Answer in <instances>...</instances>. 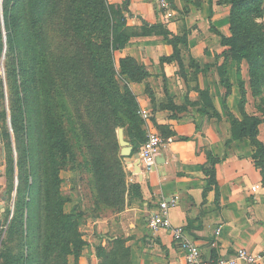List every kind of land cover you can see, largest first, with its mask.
Here are the masks:
<instances>
[{
  "label": "trees",
  "instance_id": "obj_1",
  "mask_svg": "<svg viewBox=\"0 0 264 264\" xmlns=\"http://www.w3.org/2000/svg\"><path fill=\"white\" fill-rule=\"evenodd\" d=\"M217 2L231 7L230 36L217 32L222 45L227 47L217 55L219 76L222 84L230 90L228 69L233 61L237 62L242 93L240 109L243 119L230 114L232 137L227 145L249 137L257 147L253 157L264 174V145L258 139L264 118L245 111L246 90L240 72V64L247 61L252 93L264 103V0ZM128 5V0L123 9L111 6L108 0H2L9 66V110L2 105L5 94L0 79V104L3 106L0 109V130L7 147L8 174L11 178L15 172L19 174L15 212L7 232L14 237L20 234L27 252L14 255L0 251L1 264H80L86 246L80 229L86 220V211L76 207L67 212L65 205L72 198L62 191V168L69 161L77 162V169L81 167L62 121V112L68 109L62 102L57 103L54 97L57 75L66 81L64 67L77 75L74 91L84 93L85 99H89V103L84 104V100L76 101L70 95L74 99L78 125L88 151L87 165L94 176L95 191L105 204L103 209L110 207L114 212L121 211L126 205L127 193L129 197L132 193L135 196L141 193L140 184L127 187L118 129H125L133 153H137L147 135L142 128L139 103L129 84L144 81L150 73L145 65L131 56L117 62L115 52L124 49L134 36L162 35L175 49L172 56L162 58V61H177L183 68L179 45L187 48L188 36L175 35L162 23H146L139 30L129 28L124 13ZM3 51L1 26L0 56ZM12 60L13 68L10 67ZM149 95L155 110L184 109L171 99L162 101L152 90ZM199 95L193 105H201L199 111L203 115L220 118L209 92L200 90ZM258 109L264 113L261 105ZM8 124L12 125L13 131ZM209 160L214 166L220 159L209 155ZM205 173L210 184L217 183L213 167L205 168ZM13 191L11 182L10 202ZM90 211L94 217L102 213L98 206ZM7 215L9 219L10 209ZM107 239L108 247L102 243L97 246L100 264H131L125 240Z\"/></svg>",
  "mask_w": 264,
  "mask_h": 264
},
{
  "label": "crops",
  "instance_id": "obj_2",
  "mask_svg": "<svg viewBox=\"0 0 264 264\" xmlns=\"http://www.w3.org/2000/svg\"><path fill=\"white\" fill-rule=\"evenodd\" d=\"M126 1L111 0L121 7ZM128 3L124 13L129 27L138 30L146 23H162L173 34L188 36L187 48L179 45L183 68L177 61H162L175 50L162 35L134 36L124 49L116 51L118 60L134 57L150 73L144 81L129 84L140 109L151 114L147 121L141 117L146 135L157 131L172 141L162 150L154 171L143 175V180L135 173L134 166L142 145L137 153L132 151L131 156H124L123 165L130 182L140 184L141 193L139 196L132 193L121 211L104 210L99 217L92 216L90 210L86 212V220L80 227L86 241L80 264H100L97 246L102 243L108 247L107 237L125 240L131 264H187L186 251L170 230L148 227L149 217L159 213L164 204L169 207L172 224L184 227L205 256L228 258L238 248L264 254V174L253 157L257 147L249 137L227 145L232 137L230 114L243 119L239 64L233 61L229 65L230 90L222 84L217 64V55L227 48L217 32L230 36L231 7L217 0H171L173 16L168 19L156 7L155 0H128ZM240 72L246 90L245 111L264 118V113L254 104L247 61L240 64ZM150 90L162 101L171 99L184 109L155 110ZM200 90L209 92L220 118L203 115L199 111L201 105H193L200 98ZM258 139L264 145V124L259 127ZM14 154L17 162L16 150ZM209 155L220 160L213 166ZM211 167L215 170L216 184H210L205 173V168ZM7 168V147L0 130L2 234L8 228V219L4 217L11 207L10 185L15 184L16 178L19 183L18 172L11 178ZM253 187H257L256 191ZM219 228L221 232L216 236ZM214 240H217L216 247L211 245ZM257 264H264V259Z\"/></svg>",
  "mask_w": 264,
  "mask_h": 264
},
{
  "label": "rangeland",
  "instance_id": "obj_3",
  "mask_svg": "<svg viewBox=\"0 0 264 264\" xmlns=\"http://www.w3.org/2000/svg\"><path fill=\"white\" fill-rule=\"evenodd\" d=\"M108 3L111 4V6H113L115 8H119V7L121 8L120 5H117L116 3H112L111 0H108ZM122 9H123V7H122ZM1 26L3 29L2 21L0 20V27ZM129 28L134 30V28H132V27H129ZM135 30H137V29H135ZM6 42H7V38H6ZM3 43H4V51L2 52V55L0 56V79L3 80L4 88L2 90L4 91L5 99L3 101L0 100V102L2 101L3 102L2 105L5 106V108L7 110H9L8 109L9 108V101L7 98L8 92H9L8 86H7V71H8L7 68L9 66H7V60H6L7 43H6V48H5L4 30H3ZM4 53H5V55H4ZM115 58H116V60H118L116 52H115ZM13 63H14L13 60L10 61V67L11 68L14 67ZM84 69H85V67L82 70H84ZM64 75L66 76L65 82L61 80L60 75H57V77H56L57 78L56 79L57 85H56V89L54 90V97H55L57 103L62 102L65 105V107L68 109L67 111L62 112V114L64 115L62 121L66 127V130H67L69 137L72 140V145H73V149L75 152L76 161H79L81 163L80 169H77L78 163L75 161H69V163L66 164L61 170V176L65 177V183L62 184V191L65 194L72 196L71 197L72 201L68 202L65 205V210L67 212H71L74 208L78 207L80 211H83V212L86 211L87 212V211L91 210V208L93 209V208L98 206V207H100L101 212H103L104 210L114 211V209H112L110 207H108V208L106 207L105 209H103V207H105V204L102 200H100L99 196H97V194H96L94 176H93L92 171H90V169L87 165L88 161L86 158H88V151L86 149L83 137L81 135V130L79 128L78 120L76 117V112H75L76 110H75V107L73 105L74 99L76 101L84 100V104H86V102L89 103V99L88 100L85 99L86 96L84 93H76L74 91V90H76L75 82L78 80L77 75L74 73V71L70 70L69 68L64 67ZM18 78H19V82H20V77H18ZM0 94H1V91H0ZM70 95H73L74 99ZM253 97L256 100L254 103L256 105V108H258L259 105H261V107L264 108V103H263L262 99L260 97L259 98L255 97L254 95H253ZM3 106H1V104H0V109ZM252 106L254 107L253 103H252ZM8 125H9V129L11 131H13L12 125H10V124H8ZM120 128L124 129L123 127H120ZM119 129H118V131H119ZM125 139L127 140V138H125ZM126 183H127V187L130 188V185L132 183L130 182L128 175H127ZM15 186H16V182L14 184V187ZM128 197H129V195L127 193L126 203H127ZM96 204H97V206H96ZM4 219L7 220V215L4 217ZM5 231L6 232L4 234H2L0 232L1 243H2V241H4L3 247L0 246L1 253L4 251L11 252L14 255H16L22 251L24 253H26L27 252V246L21 240L22 238H21L20 234H17L14 237V236L8 234L7 229ZM1 262L2 261L0 260V264H1Z\"/></svg>",
  "mask_w": 264,
  "mask_h": 264
},
{
  "label": "built area",
  "instance_id": "obj_4",
  "mask_svg": "<svg viewBox=\"0 0 264 264\" xmlns=\"http://www.w3.org/2000/svg\"><path fill=\"white\" fill-rule=\"evenodd\" d=\"M156 7L163 12V15L166 18L173 16V7L171 0H155ZM0 12H1V21L4 30V40H6V31L4 27V20L2 16V0H0ZM139 114L141 117L147 121L150 118V112L146 109H140ZM172 138H164L161 133L157 131H150L147 134L146 141L142 144L139 159L140 165L142 168L143 175L151 173L154 171L157 159L161 154L162 150L166 147L167 143L171 142ZM18 179L16 178V185ZM257 187H253V190L256 191ZM17 191L12 197L10 215L8 219V224L14 216L15 212V198ZM169 207L164 204L161 207L159 213H155L148 219V227L151 230H159L165 228L170 230L173 234L175 240L180 243L182 248L186 251L187 254V264H238L239 262H247L257 264L263 261L264 254L252 253L245 248H238L236 252L226 258V257H216V256H205L203 249L195 241L191 240L186 232V229L182 226H174L169 217ZM221 232V228L217 229L215 235L218 236ZM212 247L217 246V240H214L211 243Z\"/></svg>",
  "mask_w": 264,
  "mask_h": 264
},
{
  "label": "water",
  "instance_id": "obj_5",
  "mask_svg": "<svg viewBox=\"0 0 264 264\" xmlns=\"http://www.w3.org/2000/svg\"><path fill=\"white\" fill-rule=\"evenodd\" d=\"M5 48H6V40H5ZM118 138H119V143L122 146V150H121L122 156H125V157L131 156L133 149H132V146L129 144V142L125 139L124 130L122 128H120L118 131ZM137 157H138V154H137ZM134 166H135V173L139 176L140 180H143V173H142V168L140 165V159H137L134 162Z\"/></svg>",
  "mask_w": 264,
  "mask_h": 264
}]
</instances>
